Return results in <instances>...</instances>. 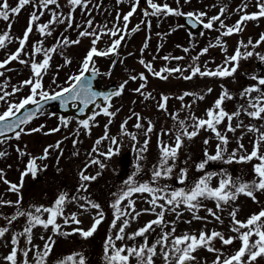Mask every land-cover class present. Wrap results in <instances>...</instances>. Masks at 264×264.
I'll return each mask as SVG.
<instances>
[{
	"label": "rangeland",
	"instance_id": "1",
	"mask_svg": "<svg viewBox=\"0 0 264 264\" xmlns=\"http://www.w3.org/2000/svg\"><path fill=\"white\" fill-rule=\"evenodd\" d=\"M155 2L168 3L173 8L177 6L175 0H155ZM242 2L248 3L247 12L251 13L257 11L255 8L256 0H190V3L187 4L184 3V0H181L180 8L182 11H206L208 17L215 16L219 14L221 8H226L224 15L221 17L224 22H226L229 19L236 18V15H227L230 14L228 13L229 10H231L233 14H242L237 11ZM17 3L18 0H9L11 7H15ZM59 3L61 8L58 11L67 14L68 5L66 0H59ZM97 5L100 7V3H96L95 0H92L87 13L84 10L77 8L73 13V27L64 28L62 24H55L52 26L53 34L51 36L42 37L34 28L33 32L30 34L28 43L25 45V52L22 53L20 57L21 59L29 60V64L22 65L18 61H13L4 69H0V72H4L3 76L10 74L18 78L23 77L24 80L29 79L32 75L30 62L33 45H36L41 40L43 41V47L46 46V49L52 47L56 44L58 39H62L64 36H67L70 40H75L79 37V32L86 27V21L89 19H93L94 28H102L104 25H107L108 28H112L113 25H117L115 14H100L99 7H97ZM112 5V0H109L107 4L108 11L112 10L110 9ZM36 10L37 9L34 8L32 4H29L26 5L18 15L12 16L10 21L6 22L0 19V21L4 22L0 23V34L7 30L9 23L12 24L10 30V35L12 33V41L7 43L5 48L0 49V61L6 59L9 54L14 52V50L19 47L18 38L23 37V33L29 23V17L31 13ZM139 13L141 14V9H139ZM45 14L49 15L44 16L43 18L49 20L50 13L45 11ZM43 18L41 16L36 24L39 25L46 23V20ZM168 20L169 18L167 21ZM259 23L264 25V18L257 21H247L243 26L244 30L237 33V37H240V39H237L236 42L238 43L239 40H241L246 44L249 39L257 41L255 36L258 35L261 30L259 29L258 32L255 33V29L257 28L256 26L260 25ZM218 24V22L214 24L212 30L205 29L202 36L193 40H190L191 37H193L191 35L188 40L183 42L182 45L178 43L181 41L174 40L172 34H168L167 37H164L165 42H163L162 45L158 40V42L156 41L153 46L147 44V48H144L146 41L144 40V36L140 37V34L139 37L127 39L123 43L124 45H122L120 49V56L117 57V61L122 59L123 63L117 62L114 66L116 69L115 72L111 73L110 76L106 75L101 81L108 83L113 79H118L119 83H123L125 80H128L124 92L121 96L113 100V107L110 110L115 111L116 109H121L120 119L123 116L131 117L129 122L135 126L137 118L133 115V113H135L133 111L134 108L136 109V112L141 117L140 123L143 127L141 129L134 127L129 130L125 126L128 133H134L136 135L135 141L131 139L130 135H124L121 133V123H119L116 118L112 117L111 124H108L109 117L104 115L98 116L89 130L79 127L77 121L69 119L67 127L61 126L60 131L50 132V129L56 128L60 125V121L59 116H55L56 118L50 116L49 113H51V111L49 110L46 111L48 114H45L40 120L33 121L26 127L30 129L44 125L45 127L41 132L25 134L22 135L19 140L13 138L4 144H0V151H6L8 153L7 156L0 158V169L3 170L4 179L11 183L19 184L21 172L24 171L29 156H20L17 152V148L31 154L34 157H41L45 147L49 145L54 146L57 142H60L59 149L55 147L51 148L46 159L37 161L41 168L47 165V169L40 172L38 178L33 179L31 176L25 177L23 187L19 194L23 198L20 204L22 209L33 210L35 206L52 207L54 206V201L61 193H67L69 198L73 196L78 198L80 196H84L95 203H99L101 210L104 213V220L98 226L97 231L92 237L87 239H84L79 234L68 236L55 234L52 230V226H49L47 229L42 226H36L32 232V245H36L42 250L45 240H47L49 236H51L55 241L53 251L46 258L45 264H60V262L65 261L68 256H75L77 253L85 256L86 264H106L104 258V245L107 237L110 234L114 237L115 232L117 231V229L111 227L114 217V209L110 205L115 201L116 196L120 193L121 189L125 187L124 182L130 176L133 177L136 183H150L154 187H162L166 184L169 186V189L190 188L206 173L217 174L214 175L210 181V186L212 187L218 186L219 181L222 178H231L233 181L237 182H250L257 179L252 171L253 165L258 163L255 159L251 162L233 161L232 163L209 161L204 170H197L196 166L205 159V150H207L209 154H215L216 145L220 143L211 131L201 130L197 137L191 140L185 138L183 147L177 157L176 168L174 169L171 178H161L156 182L152 181V172L161 159L160 142L162 141L163 143L169 145H172L175 142V132L178 129V124L175 120H173L171 114L178 113V118L181 120L185 119V117L190 114H194L197 117H204L206 110L212 107L215 100L220 96L222 92V85L224 88L228 89L231 94H233L234 98L225 101L224 104L226 111L233 112L237 109V107L245 104V100L239 95L242 89L246 86L254 84V81L247 79L244 74H251L254 71L264 74V66L259 64V61L257 62L256 58L241 61L240 69L236 75L232 78H224V82H215V79H221L219 77L200 76L193 77L191 80H185L181 78L180 73H173L167 80H162L151 75L145 67L139 63L141 59H143L146 63L151 62L153 69L159 71L161 68L165 67L163 63H167L163 57H183L182 60L170 59V63L173 65H169L168 68H184L186 71L183 75L189 74L187 69L189 65L193 64H199L202 70L205 66L209 70L215 69L218 65H222L224 63L217 62L219 55L215 59L216 61L213 60L218 46L210 47L209 51L206 54L201 55L197 61H194L193 57L197 56L203 48L208 47L210 44H215V38L212 37V32L218 30ZM76 25H81L82 27L77 28ZM91 30L92 29H89V31ZM16 34H18L17 39L15 38ZM112 39L114 38L108 35H103L97 44V48L100 50L106 49ZM91 40L92 37L80 38L81 42L78 45L58 48L55 53V58L53 57L54 53L52 54V60L56 59L57 63L50 62V67L45 73V76L49 78L51 74L56 72L61 74L63 70L57 71L60 63L58 61L63 60L64 56L68 58L70 55L75 57L77 53L82 54L84 52V48L91 45ZM136 41L138 42L136 43ZM166 43L169 44L168 48H162V46ZM263 47L264 44H261L255 49V51L264 54ZM142 48L144 49L143 52H141ZM184 48H188L189 51L185 53L183 51ZM109 57H96V59H107ZM112 57L114 58L115 55H112ZM35 59L38 62L41 61L43 59V54H37ZM257 63L259 66L256 65ZM142 72L145 76H147L146 87L143 91L145 93H152V91H154L157 93L156 97L144 99V97L141 95L138 96L134 91V89H136V87L133 86L134 83H137L138 81L140 86V84L144 81H141L139 78L133 81L130 80L129 77L130 75H137L138 77V74ZM7 78H9L8 75L4 78L5 82ZM49 79L50 81H53L52 78ZM67 79V75H62L57 84L53 83L51 85L49 84V86L44 84V88L45 90L57 89V85L63 86ZM15 83V81L11 80L5 90L11 92ZM209 88L212 89L211 92H208ZM29 92L30 89L28 87L26 93L16 97V94L21 93L19 91L12 96L11 99L16 97L12 101L19 102V100L27 96ZM185 92L195 93L196 95L185 96L183 101L179 100L178 97L183 95ZM160 94L170 97L167 102L166 111L158 108ZM199 95H203L204 99H198L197 97ZM252 95L255 96L257 93H253ZM129 102H131V104H129ZM120 103H123L124 107H120ZM182 104L191 105V108H182ZM0 106H4L3 108H6V105L2 102H0ZM3 108L1 107L0 112L4 110ZM149 121L152 122L153 131L146 137L145 131L148 127ZM241 121L245 126L254 125L261 131H264V120H256L242 113L238 119H233V127ZM187 123L190 124L191 121L189 120ZM105 125H108L109 136H115L120 142L119 154L113 156L110 160H106L104 156L98 155V152H106L108 148L112 146L111 140H102L99 145H96V141L104 136ZM78 127L79 134L77 135L76 130ZM226 128L227 120L218 126V130L222 133L226 131ZM132 129L135 131H132ZM162 130L170 131L171 134L163 135ZM189 130L191 129L189 128ZM257 135L258 133L248 132L246 127L238 128L234 133L227 132L229 142L226 146L227 151L225 152L224 159L227 160L233 150H238V145L240 143L243 144L244 149H246L247 152H251L253 141L256 139ZM146 138L149 140L148 150L143 154V159L138 160L137 148L143 146ZM205 139L209 140L207 145L204 144ZM73 140L78 142L74 145ZM94 146L98 149V152H93ZM124 151L131 152V162L127 166H124L119 161L120 154ZM74 153H78V155H74ZM89 153H92V155L89 156ZM243 154H245L243 151H237V156ZM58 157L59 159H57ZM92 158H97L101 162L105 163L106 168L101 170L99 165H91L88 167L86 174L95 175L97 172H101L104 176L101 175L96 181L89 182L86 192L78 191L81 183L79 180V172L84 169L85 164H87ZM138 166L140 168L139 172H137ZM185 167L187 168L188 173L187 180H185L183 184L179 183L175 185L178 182V177L180 175L179 170ZM134 173L135 175L133 176ZM123 177H126V179ZM107 182H109V187ZM8 188L9 185L5 184L3 180H0V200L15 202L17 200V194L10 192ZM256 195L259 203H256L251 198L241 194L235 202H230L228 205H222L223 211H219L218 214L220 215L223 223L216 221L205 210L206 208H211L214 211H217L215 200H203L202 204L204 207L195 213L200 217L206 218V220L193 219V213L189 212L183 207V205H181L178 210L182 213L180 218L177 219L175 213L166 212L165 221H176V232L174 234L176 236H182L185 233L198 234L201 230H207L208 232H211L212 230L220 231L224 233L226 237L235 235V233L230 231L231 219L229 217V211H231L232 208H238L239 212L237 219L241 221L246 220L251 214L259 212L261 207H264V192L256 193ZM131 198L136 201L135 208L137 211L148 209L150 207L147 200L151 199V196L148 193L134 194ZM83 202L84 201L79 199L75 201L69 199V201L65 204L64 216H70L72 213H76L77 218L80 219L82 223L80 225H75L71 222L65 224L64 217H57L56 223L60 225L61 233L72 232V229L76 227H81L87 230L91 226L96 210L89 208L87 211H82L79 205ZM124 203H126V201ZM16 210V206H0V226H6L9 228V231L5 234V236L0 238V264H5L3 257L11 250L12 236L15 233L22 232L24 227L27 226L26 217H19L11 225H7L4 218L11 217L15 214ZM156 211L158 212L159 209L157 208ZM47 216V213L41 214L42 219L46 220ZM155 218V214L153 213L140 215L136 220L130 222L129 226L126 228V234L135 232L137 229L143 227L148 221ZM188 221L191 222L188 223ZM117 224H119V221ZM171 226L172 225L169 224L168 227L163 230L170 231ZM154 227L155 230L148 234V240L150 243L154 242L162 231L161 227ZM41 237H44V239H41ZM253 239H255V237H253ZM142 242L143 238L137 237L135 241L125 240L123 243L131 246L133 244L139 245ZM121 243L122 242L120 241H116L118 247ZM32 245L27 243L26 237H20V247L30 248ZM214 246L220 249L223 256H228L240 246V241L235 240L232 245H222L219 240H216L214 241ZM35 251L36 249H33V251L29 253V261H31L30 264H36ZM195 255L197 257L198 264H212V261L216 258L217 253L208 252L206 249L202 248L199 249ZM154 259L155 264H164L162 256L159 252ZM68 264H71V262H68ZM131 264H135L134 259L131 260ZM259 264H264V260H260Z\"/></svg>",
	"mask_w": 264,
	"mask_h": 264
},
{
	"label": "snow or ice",
	"instance_id": "2",
	"mask_svg": "<svg viewBox=\"0 0 264 264\" xmlns=\"http://www.w3.org/2000/svg\"><path fill=\"white\" fill-rule=\"evenodd\" d=\"M92 0H66L68 5L67 14L58 11L61 8L59 0H18L15 7H11L9 0H0V19L4 21H10V16L18 15L21 10L29 4H32L36 11H33L29 17L28 27L25 29L22 38H18L19 47L15 52L9 54L6 59L0 61V69H4L13 61H18L22 65L29 64V60L21 59V54L25 52V45L28 43L30 34L33 32L34 28L37 30L42 37L51 36L52 26L55 24H67L68 28H72L74 24L73 13L77 8L84 10L86 13L89 10V5ZM122 2V0H117V3ZM149 7L152 9L151 12L145 10L143 15L145 17L149 16H177L186 17L191 28L195 29L198 26H202L204 29L212 30L214 24L217 22L220 28L223 29L221 36H230L234 33H239L244 30L243 26L247 21H256L264 18V0H256L255 12H247L248 3L242 2L241 6L237 9L238 12L242 13L240 19L232 26H228L224 23L221 18L226 8H221L219 14L215 16L208 17L206 11H190L183 12L180 8L181 0H175L176 7H171L168 3H157L155 0H146ZM184 3H190V0H184ZM141 4V0H132L130 5V10L123 14L122 19L124 22V28L121 29L117 25H113L112 28H108L104 25L102 28H94L93 19L86 21V27L79 32V37L75 40H70L67 36L62 39H58L56 44L52 47L45 49L43 47V41L41 40L36 45H33V50L31 54V72L32 75L29 79L21 82L20 86H13L11 92L5 90L7 88V83L0 85V102L6 105V108L0 112V144L6 143L8 140L16 139L19 140L22 135L31 134L35 132H41L44 125H40L36 128H26L31 121L37 118L38 115H44L46 111V105L49 101H58L60 106L67 109L70 105L77 108L80 113H84L90 105H94L98 110L92 113L88 118L81 119L78 121L79 127L85 130H89L93 125V122L100 115L109 117L108 124H111L112 117H115L119 109L112 111L113 105L111 101L115 97L122 95L128 80L119 84L117 89L110 91H97L93 87V81L97 76L101 75L100 70L95 65L94 57H109L112 55L118 56V49L122 46V41L125 40L127 34V27L130 17H132L138 7ZM54 6V7H51ZM99 7V5H97ZM45 11L50 13V19L46 23L37 25L36 22L41 16L45 14ZM117 21L121 19V14L117 13ZM206 20V22H205ZM142 24H147L150 27V21L142 20ZM12 24H8L7 30L0 34V49L6 47L7 43L12 41L10 35ZM77 28H81V25H76ZM178 27H183L179 25ZM89 29H92L89 31ZM140 29V25L131 29V32H136ZM203 35V33H200ZM103 35H108L113 37L111 43L106 49L100 50L97 48L98 42L101 40ZM159 35V34H158ZM191 36L192 33L190 32ZM92 37L91 47L88 50L86 56L80 65L78 73L72 74L65 81L63 86L57 85L59 90H52L51 92L45 90L42 83L44 74L50 67V61L52 60V54L56 53L58 48L68 47L71 45H78L81 41L80 38ZM118 37V38H116ZM264 44V33H262L257 41L253 43L251 39L245 44L243 41L239 42V45L235 49L231 56H225L224 63L218 65L215 69L209 70L206 66L202 70L199 64L189 65L187 71L188 75H183L186 69L181 67L161 68L159 71L153 69L151 62L146 63L143 59L139 61L141 65L153 76L167 80L173 73H180L181 78L185 80H191L193 77H219V78H232L240 69L241 61H247L250 58H256L261 64H264V54L255 51V49ZM147 42H145L144 48H147ZM224 47L220 37L217 38L215 44H210L205 47L201 52L193 57L194 61L199 60L201 55L206 54L210 47ZM243 49V51H242ZM251 49V50H249ZM143 48L141 52H143ZM183 51L187 53L188 48H184ZM43 54V59L37 61L35 59L37 54ZM63 54V53H61ZM164 60L175 59L182 60L183 57H163ZM117 62L123 63V60H113L112 65L115 66ZM71 64V60L67 57L65 58V65ZM90 73V75H86ZM4 72H0V76H3ZM103 75H111V71L103 73ZM247 79L254 81V84L246 86L240 92V97L245 100V104L240 105L233 112H228L225 110V101L231 100L234 97L229 92L228 89L224 88L222 85V92L220 96L215 100L212 107L208 108L205 112L204 117H197L194 114H190L185 117V119H179L178 113L171 114L173 120L178 124V129L175 132V142L172 145L160 142L161 159L158 165L152 172V181L156 182L161 178H171L174 169L176 168V161L180 150L183 147L185 138L191 140L197 137L201 130L211 131L215 137L220 141L216 145L215 154H209L205 150V159L200 162L196 167L197 170H204L209 161H223L225 163L236 162H251L254 159L258 163L253 165L252 171L257 177L250 182H237L233 181L231 178H222L219 181L218 186H210V181L216 173H206L200 179H198L194 185L190 188H179V189H169L168 185L152 186L150 183H136L133 177H129L125 182V187L121 189L120 193L116 196L115 201L110 205L114 209V217L112 220L111 227L117 229L115 235H109L106 239L104 245V258L106 264H131V260H135V264H155V257L158 252L161 254L164 264H198L197 257L195 253L199 249H206L208 252L217 253L216 258L212 261V264H259L260 260H264V207H261L259 212L251 214L246 220L241 221L237 219L239 212L238 208H232L229 211V217L231 219L230 231L235 233V235L225 236L224 233L216 230L208 232L207 230H201L198 234L185 233L182 236L174 235L176 232L175 223L176 221L167 222L165 221L166 212L175 213L177 219L180 218L182 213L179 210L181 205L189 212L193 213V219L195 220H206L204 217L196 215L204 205L203 200H215L216 209L214 211L211 208H206L205 210L211 215L216 221L223 223L219 211H223L222 205H228L230 202H235L239 195L243 194L251 198L254 202L259 203L256 193L264 192V131L254 125L245 126L243 122H239L233 127V119H238L243 113L250 118L256 120H264V74L254 71L251 74H244ZM139 78L144 83L134 91L144 99L153 98L151 93H145L143 90L146 87L147 76L145 74L139 73L137 75H130L129 79L135 81ZM53 83H56V78L53 77ZM29 87L30 93L24 98L20 99L19 102H13L11 97L20 91L23 87ZM212 89L209 88L208 92ZM253 93L257 95L253 96ZM196 95L195 93L185 92L183 95L179 96L178 99L183 101L185 96ZM200 100L204 99L203 95L197 97ZM170 99L167 95H161L160 101L158 102V108L160 110H167V102ZM102 101L103 103H98ZM34 105L32 109L26 110L22 115V109H26L27 106ZM182 108H191V105L182 104ZM50 116H55L56 113H49ZM137 118V123L135 128L141 129L143 125L140 123L141 117L138 113H133ZM131 119V117H129ZM191 121L190 124L187 121ZM227 120V128L225 132L218 130V126ZM60 125L56 128L50 129V132L60 131V127H67L69 124V118L64 116L59 117ZM127 120L121 124V133L124 135H130L133 141L136 140V135L134 133H128L125 125ZM79 127L76 130V134H79ZM247 128L248 132L258 133L256 139L253 141V147L251 152H247L244 149L242 143L238 145V150L243 151L245 154L237 156L238 150H233L228 156V159H224L225 152L227 151L226 146L229 142L227 132H235L238 128ZM189 128L191 130H189ZM153 131L152 122H148V127L145 131V136L147 137L149 133ZM11 133L12 135H8ZM48 134V133H46ZM163 135L171 134L170 131L162 130ZM102 140H111V145L108 150L104 153H99L98 149L94 146L93 152H98V155L104 156L106 160H110L113 156L119 154L120 142L115 136H109L108 125H105V133L100 139L96 141V145H99ZM78 141L73 140L75 145ZM209 143L208 139L204 140V144ZM149 140L146 138L144 140L143 146L137 148V158L138 160L143 159V154L148 150ZM114 146V147H113ZM60 147V142L56 145H49L45 147L43 155L41 157H34L29 153L17 148V152L20 156L28 155L29 159L25 165L24 171L20 175V183H11L4 179L3 170L0 169V180H3L5 184L9 185L8 190L10 192L17 194V200L5 201L0 200V206H16L17 210L11 217H5L7 225H11L19 217L27 218V226L24 227L22 232L15 233L11 239V250L3 257L5 264H30L29 253L36 249L35 251V261L36 264H45L46 258L53 251V245L55 241L51 236L45 240L43 249H39L38 246L32 245V232L36 226H42L45 229L52 226V230L55 234L61 235H73L79 234L84 239L90 238L97 231L98 226L104 220V213L101 210L99 203H95L89 200L87 197L80 196L79 198L73 196L69 198L67 193H61L54 201V206L44 207L35 206L33 210H24L20 207L22 196H20V191L24 184L25 177L31 176L33 179H37L39 173L47 169V165L41 168L37 161L46 159L49 155V150L51 148ZM135 147V145H134ZM62 154V150H61ZM6 151H0V158L7 156ZM78 155V153H74ZM89 156L92 153L88 154ZM59 159V157L57 158ZM91 165H99L101 170L106 168V164L101 162L97 158H92L87 164H85L84 169L79 172V180L81 181L78 191H87L88 183L96 181L101 175V172H97L95 175H88L86 171ZM140 171L139 166L137 167V172ZM180 175L178 181L183 184L188 178L187 168H181L179 170ZM135 173L133 174V176ZM148 193L151 199L147 200L150 207L148 209H142L137 211L135 208L136 201L133 200L134 194ZM69 199L75 201L77 199L84 201L79 206L82 211H87L89 208L96 210L93 222L91 226L85 230L81 227H76L72 229V232L61 233L60 225L56 223L57 217H64V223H72L75 225H80L82 221L77 218L76 213H72L70 216H64V206L69 201ZM126 201V203H124ZM159 209L157 212L156 209ZM47 213V219H42L41 214ZM145 213L155 214V219L148 221L143 227L137 229L131 234H126V228L129 226L130 222L136 220L140 215ZM119 221V224L117 222ZM191 221H188L190 223ZM171 224L170 231H164ZM154 226L161 227L162 231L158 238L154 242H149L148 234L155 230ZM9 231L6 226H0V238L4 237ZM20 237H26L27 243L32 245V247H20ZM137 237L143 238V242L139 245L133 244L131 246L123 243L125 240L135 241ZM255 237V239H253ZM44 239V237H41ZM219 240L222 245H232L235 240L240 241V247L231 255L223 256L220 249L214 246V241ZM116 241L122 242L118 247ZM22 257V259H21ZM78 257V259H77ZM223 257V258H222ZM86 264V258L83 254L77 253L75 256H68L65 261H61L60 264Z\"/></svg>",
	"mask_w": 264,
	"mask_h": 264
},
{
	"label": "water",
	"instance_id": "3",
	"mask_svg": "<svg viewBox=\"0 0 264 264\" xmlns=\"http://www.w3.org/2000/svg\"><path fill=\"white\" fill-rule=\"evenodd\" d=\"M184 18H185V21H187V18H186V17H184ZM187 22H188V21H187ZM197 30H199V26H198L197 28H195V31H197ZM86 75H90V73H86ZM93 87H94V89L97 90V91H104L101 87H99V86H97V85L95 84V80L93 81ZM114 89H116V88L113 87L112 89H108V90H105V91H110V90H114ZM50 103H57V104H58V105L55 107V111H56V112H62V113H64V114H66V115L73 114V115H75L76 117L81 118V119H86L87 117H89V116L93 113V111H94V109H95V106H94V105H90L89 108L86 109L84 113H80V112L78 111L77 108H74V107H72L71 105H70L67 109H64V108H62V107L60 106V104H59L58 101H49L48 104H50ZM98 103H103V102H102V101H98ZM48 104H47V105H48ZM34 107H35L34 105H29V106H27L26 109H22V110H21V113H19L18 115H22L26 110H28V109H32V108H34ZM10 134H11V133H9L8 135H10Z\"/></svg>",
	"mask_w": 264,
	"mask_h": 264
}]
</instances>
